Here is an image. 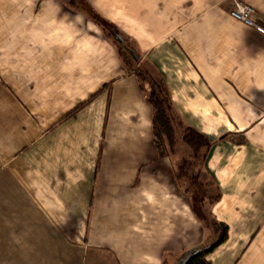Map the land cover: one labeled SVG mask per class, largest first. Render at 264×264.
I'll use <instances>...</instances> for the list:
<instances>
[{"label": "crops", "instance_id": "0c3cea01", "mask_svg": "<svg viewBox=\"0 0 264 264\" xmlns=\"http://www.w3.org/2000/svg\"><path fill=\"white\" fill-rule=\"evenodd\" d=\"M87 1L212 141L204 202L228 235L207 259L264 264V34L233 0ZM148 86L65 0H0V264H178L219 237L159 153Z\"/></svg>", "mask_w": 264, "mask_h": 264}, {"label": "trees", "instance_id": "16d2710c", "mask_svg": "<svg viewBox=\"0 0 264 264\" xmlns=\"http://www.w3.org/2000/svg\"><path fill=\"white\" fill-rule=\"evenodd\" d=\"M68 4L70 7L85 13L90 20L101 27L108 38H113L111 41L115 44L122 63L128 72L135 73L142 82L150 83L151 89L150 92L147 93V99L153 107L154 137L161 156L168 153L167 147L173 149L176 136L174 132L175 124L173 125L175 117L177 119V124L183 128L181 134L182 141L190 148L191 155L193 154L196 158L202 157L203 162L202 166L196 169V174L190 173L188 166H185V163H181L179 166L180 173L178 174V177L193 178L199 176V174L203 172L204 163L208 158L209 150L212 146L211 139L200 131L185 126L182 121L178 120L172 111L171 99L167 89L160 79V81H158L153 76L147 75V72L134 69L135 64L137 65L142 57L138 48L127 35L121 32L114 23L102 17L87 0H69ZM163 92L165 95H162ZM215 198H218V195ZM215 198H213V200H215ZM194 199L195 198L193 197V200ZM204 201L205 197L200 200V203H205ZM194 204V210L197 212V205L196 203ZM213 225H216V228L220 233L219 237L210 244H202L185 251L179 264H213L207 259V255L219 244L224 242L228 235L227 225L220 223H213Z\"/></svg>", "mask_w": 264, "mask_h": 264}, {"label": "rangeland", "instance_id": "374dc122", "mask_svg": "<svg viewBox=\"0 0 264 264\" xmlns=\"http://www.w3.org/2000/svg\"><path fill=\"white\" fill-rule=\"evenodd\" d=\"M68 4L69 0H65ZM69 5V4H68ZM70 6V5H69ZM104 32V31H103ZM105 33V32H104ZM111 40H113V38L111 37ZM143 59L141 58L140 61L138 62V64L134 66V69L136 70H142L144 72H147V75H151L154 78H156L158 81L159 77L157 75H155L151 68L146 64V62L143 63L142 61ZM149 79V77H148ZM147 79V80H148ZM150 81V79H149ZM148 90L147 92H150L151 89V85L150 83H148ZM162 95H165V93L163 92ZM174 126V132H175V142L173 144V149H171V147H167L168 152L170 153H175L178 155V158L182 157L181 160L178 159L180 163H185V166H188L189 171H192V173L196 174L198 167L202 166V157H194L193 154L191 155V150L188 146H186V144L182 141L181 139V134L183 132V128L181 126H179L177 124V119L174 117L173 120V125ZM170 148V149H169ZM189 159V160H188ZM194 161V162H193ZM186 184L185 186H187L189 188V186L191 187L192 191H188L192 198L194 197L195 201H196V205H197V214H198V218L203 222V224L205 225H212V220L209 217L208 214V205L207 202L200 203V200L205 197L208 198V201L212 200L215 196V192L211 191L210 189V185L208 184V182H205V178L203 177V173H200L199 176L196 177H188V179H186ZM193 200V201H194ZM195 205V204H194Z\"/></svg>", "mask_w": 264, "mask_h": 264}, {"label": "built area", "instance_id": "2783aa9c", "mask_svg": "<svg viewBox=\"0 0 264 264\" xmlns=\"http://www.w3.org/2000/svg\"><path fill=\"white\" fill-rule=\"evenodd\" d=\"M230 15L264 34V24L257 19L256 9L251 4L243 0H233Z\"/></svg>", "mask_w": 264, "mask_h": 264}, {"label": "water", "instance_id": "95a60500", "mask_svg": "<svg viewBox=\"0 0 264 264\" xmlns=\"http://www.w3.org/2000/svg\"><path fill=\"white\" fill-rule=\"evenodd\" d=\"M179 263H180V261H179ZM179 263H178V264H179Z\"/></svg>", "mask_w": 264, "mask_h": 264}]
</instances>
